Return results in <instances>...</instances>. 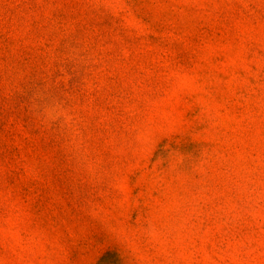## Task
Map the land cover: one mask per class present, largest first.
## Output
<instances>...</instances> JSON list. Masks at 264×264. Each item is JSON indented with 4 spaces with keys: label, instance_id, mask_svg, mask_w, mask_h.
<instances>
[{
    "label": "rangeland",
    "instance_id": "obj_1",
    "mask_svg": "<svg viewBox=\"0 0 264 264\" xmlns=\"http://www.w3.org/2000/svg\"><path fill=\"white\" fill-rule=\"evenodd\" d=\"M0 264H264V0H0Z\"/></svg>",
    "mask_w": 264,
    "mask_h": 264
}]
</instances>
